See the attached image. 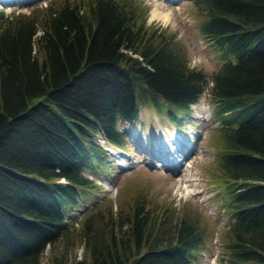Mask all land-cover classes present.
<instances>
[{
  "label": "trees",
  "instance_id": "obj_1",
  "mask_svg": "<svg viewBox=\"0 0 264 264\" xmlns=\"http://www.w3.org/2000/svg\"><path fill=\"white\" fill-rule=\"evenodd\" d=\"M132 1H51L43 16L40 5L0 8V264H41L69 232L67 215L95 186L87 170L109 158L99 134L125 147L120 121L148 105L178 122L207 87L232 219L220 262L264 264V0H194L224 61L211 79ZM167 211L138 197L90 214L88 257L73 264H196L206 230Z\"/></svg>",
  "mask_w": 264,
  "mask_h": 264
},
{
  "label": "rangeland",
  "instance_id": "obj_2",
  "mask_svg": "<svg viewBox=\"0 0 264 264\" xmlns=\"http://www.w3.org/2000/svg\"><path fill=\"white\" fill-rule=\"evenodd\" d=\"M51 1L56 4L63 0H27L21 5L0 3V8L7 13H29L40 5L39 15L43 16ZM132 2L149 28H162L173 37L172 43L183 50L191 67L202 69L209 79L220 69L224 61L212 41L201 32L203 14L195 7L194 0ZM155 9L169 11L170 18L154 16ZM214 114L215 104L210 87H207L199 101L192 104L191 111L182 115L178 122L148 105L142 106L137 121H120L121 129L127 132L125 147L108 143L99 134L101 143L109 148L108 161L97 166L98 169L87 170L95 186L87 190V197H82L80 205L67 215L69 232L47 247L41 264H58L59 258L64 259L61 264H73L87 258V243L82 234L85 219L90 214L99 217L101 213L108 215L128 210L138 197L145 198L152 208L168 210L174 221L186 214L192 216L207 232L204 247L196 252V264H222L223 232L232 219L225 204L228 194L223 191V184L219 185L215 179L221 141L213 135V128L219 125ZM165 134L175 135L185 149L184 154L180 151L182 157H187L181 159L182 164L173 163L177 168L163 164L162 161H172L170 157L158 155L162 154L159 151ZM123 158L134 164L123 165Z\"/></svg>",
  "mask_w": 264,
  "mask_h": 264
},
{
  "label": "bare ground",
  "instance_id": "obj_3",
  "mask_svg": "<svg viewBox=\"0 0 264 264\" xmlns=\"http://www.w3.org/2000/svg\"><path fill=\"white\" fill-rule=\"evenodd\" d=\"M25 1H27V0H0V3H3V4L16 3L18 5H21ZM153 15L154 16H158V17L159 16L163 17L164 19H167V20L170 18V12L169 11L168 12H162L160 10L155 9L153 11ZM177 142H178V140H177V137L175 135L172 136V137H169L168 134L164 135L163 141L161 142V147L164 148V149H167V151H168L165 157H167V158L170 157V159L173 160V163L175 165H178L181 162V159L183 158L182 154H180V151L182 149H180L178 147V145H176ZM176 152H178V153L175 155ZM162 154H164V153H162ZM121 162H122L123 165L131 164V163H129L130 160L128 161L126 158H123Z\"/></svg>",
  "mask_w": 264,
  "mask_h": 264
},
{
  "label": "snow or ice",
  "instance_id": "obj_4",
  "mask_svg": "<svg viewBox=\"0 0 264 264\" xmlns=\"http://www.w3.org/2000/svg\"><path fill=\"white\" fill-rule=\"evenodd\" d=\"M194 63H195V61H194Z\"/></svg>",
  "mask_w": 264,
  "mask_h": 264
}]
</instances>
